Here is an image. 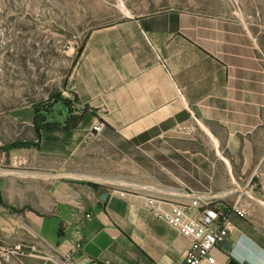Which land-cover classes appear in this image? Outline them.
<instances>
[{"label": "crops", "instance_id": "1", "mask_svg": "<svg viewBox=\"0 0 264 264\" xmlns=\"http://www.w3.org/2000/svg\"><path fill=\"white\" fill-rule=\"evenodd\" d=\"M251 25L169 9L93 30L67 83L77 125L38 133L32 115L36 145L0 148L29 159L0 155V249L39 251L0 255V264H56L46 257L77 240L74 262L185 264L189 239L141 197L112 188L124 184L166 201L209 191L237 202V235L229 252L223 243L211 251L212 264H264V227L253 220L262 211L249 203L264 199V35ZM112 169L125 178L104 172Z\"/></svg>", "mask_w": 264, "mask_h": 264}, {"label": "rangeland", "instance_id": "2", "mask_svg": "<svg viewBox=\"0 0 264 264\" xmlns=\"http://www.w3.org/2000/svg\"><path fill=\"white\" fill-rule=\"evenodd\" d=\"M169 9L246 18L251 31L264 35V0H0V145L35 136L31 118L39 102L53 105L56 119L65 116L66 105L51 97L73 100L68 79L93 30ZM71 109L77 114L75 106ZM261 140L258 148L263 151L264 136ZM0 155L3 164L29 161L15 150ZM81 172L72 167V174ZM104 172L126 175V170ZM112 188L135 191L127 184ZM257 188L264 195V185ZM249 203L262 211L253 220L264 227V199Z\"/></svg>", "mask_w": 264, "mask_h": 264}, {"label": "built area", "instance_id": "3", "mask_svg": "<svg viewBox=\"0 0 264 264\" xmlns=\"http://www.w3.org/2000/svg\"><path fill=\"white\" fill-rule=\"evenodd\" d=\"M101 129L100 121L91 126V131L95 133ZM117 191L120 196L141 197L148 209L189 239V245L183 255L185 264H201L204 261L214 263L215 258L211 251L218 244L224 243L234 230L230 216H244L237 202H216L215 194L209 191L190 193L187 199L176 201H166L160 196L141 195L128 189ZM89 216L88 213L85 214L86 218ZM79 246L80 242L77 240L58 259L46 258L56 264H95L93 260L74 262V255ZM9 254L37 256L39 251L35 244L29 245L28 250L21 249V245H15L12 249H0V255L7 257Z\"/></svg>", "mask_w": 264, "mask_h": 264}, {"label": "trees", "instance_id": "4", "mask_svg": "<svg viewBox=\"0 0 264 264\" xmlns=\"http://www.w3.org/2000/svg\"><path fill=\"white\" fill-rule=\"evenodd\" d=\"M52 102H63L67 107V119L64 121H58L50 119L53 117V105H47L42 102H39L34 105V113H33V126L34 129L39 133V131L42 130H58V129H70L77 125L78 120L80 119L79 114L73 113V110L71 109L70 101L62 97L61 95H52L51 97ZM50 116V118H48ZM32 145H36V142H34L31 139H14L12 141H9L5 144H3L0 148L4 151H9L13 148H19V147H31ZM92 186H95L92 183H89Z\"/></svg>", "mask_w": 264, "mask_h": 264}, {"label": "water", "instance_id": "5", "mask_svg": "<svg viewBox=\"0 0 264 264\" xmlns=\"http://www.w3.org/2000/svg\"><path fill=\"white\" fill-rule=\"evenodd\" d=\"M105 194L107 195V192H105ZM237 233L236 231H232L228 238L225 240V242L223 243V246H222V249L225 251V252H229L230 250V247L232 245V242L233 240L235 239ZM228 264H239L235 259L233 258H230L229 261H228Z\"/></svg>", "mask_w": 264, "mask_h": 264}, {"label": "bare ground", "instance_id": "6", "mask_svg": "<svg viewBox=\"0 0 264 264\" xmlns=\"http://www.w3.org/2000/svg\"><path fill=\"white\" fill-rule=\"evenodd\" d=\"M102 180V179H101Z\"/></svg>", "mask_w": 264, "mask_h": 264}]
</instances>
